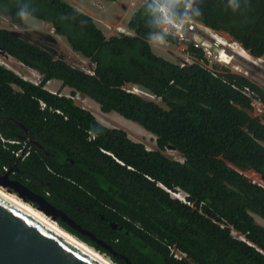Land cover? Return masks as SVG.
<instances>
[{
  "label": "trees",
  "instance_id": "obj_1",
  "mask_svg": "<svg viewBox=\"0 0 264 264\" xmlns=\"http://www.w3.org/2000/svg\"><path fill=\"white\" fill-rule=\"evenodd\" d=\"M163 2L183 13L191 2L190 18L264 57V0H146L128 20L131 33L108 37L64 0H0L12 23L24 14L45 21L93 63L89 73L0 27V48L41 74L32 82L0 64V171L109 244L114 253L58 220L116 264H264V226L253 216L264 219V186L227 162L264 175V123L243 92L264 103V89L228 67H209L192 43L193 61L184 65L155 53ZM53 79L70 95L47 89ZM76 92L154 134L157 149L100 122L75 103ZM167 146L183 160L167 156ZM176 188L192 205L168 191Z\"/></svg>",
  "mask_w": 264,
  "mask_h": 264
},
{
  "label": "rangeland",
  "instance_id": "obj_2",
  "mask_svg": "<svg viewBox=\"0 0 264 264\" xmlns=\"http://www.w3.org/2000/svg\"><path fill=\"white\" fill-rule=\"evenodd\" d=\"M64 1L68 2L67 0ZM129 1L130 0L109 1V3L106 4L107 12H104L101 15H99L101 17L98 18L99 21L98 25L104 29L105 31L104 33L107 37L118 33H125L121 31H126L128 33H131L130 30L128 31L122 26H116L117 27L116 28L114 25L115 23L118 22L116 17L119 15L116 14H121L119 19L121 21H124V23H126L124 19H127L129 14V13H125L126 10H128L127 4L129 3ZM139 3H140L139 0L130 1V4L135 6H137ZM131 9L132 8H130V10ZM195 22L197 23V28H198V33H197L198 36L196 35L198 38L199 37L202 38V36L207 38L208 42H210V45L214 48L215 53H218L220 51V53L224 55L234 56L233 59L234 62L238 64V66H240L239 69H236L233 63H224L222 61H216L214 59L210 60L208 58L207 65L209 67L216 68L220 65L228 67L231 71L235 73H239L247 76L253 82L260 85L264 89V57H253L250 55L251 56L250 58H244L243 56L239 55L240 52H242V48L240 44L237 43L236 41H233L231 36L224 35L223 33H221L222 31L221 32L214 31L204 26L202 23H200L197 20H195ZM0 27L25 38L31 43L47 48L54 54L56 58L65 60L69 64L79 67L87 72H93V63L89 60V58L84 57L77 51H74L70 47L66 39L63 36L56 34L52 29L51 25L45 21L31 17L28 14H24L23 22L21 24H14L6 16L0 14ZM121 29H125V30H121ZM222 36L225 37L226 41H228L229 44L231 43L230 47L227 44L224 45L226 42H224L223 38H221ZM151 46L155 53H157L160 56H163L164 58L172 62L181 64V63H190L193 61V58L187 53L186 44H181L178 42L173 43L171 41L164 40L162 37H158L157 35H154L151 41ZM4 61L8 68L19 74L24 79L30 80L32 82H38L41 78V74L38 71L23 65L20 61H18L14 57L5 59ZM54 85L56 86L58 85L57 88L59 89L54 87ZM46 88L50 90L60 91L61 93L67 95L68 94L70 95V92L72 91V89H70L69 87L62 86V83L55 79L47 82ZM125 88H127L128 90H132L145 98L152 99L160 103L159 99H156L153 95L147 93L146 91L140 89L137 86L127 84ZM73 99L77 105L90 110L95 115V117L106 126L124 129L131 139L143 143L148 149H157L156 136L151 132L145 130L136 122L128 120L113 111L103 112L100 109L99 104H97L95 101H93L92 99L81 93H75L73 95ZM259 117L261 121L264 123V113ZM163 152L167 156L173 159L183 160L182 155L178 153L173 147L167 146ZM227 162L230 166L237 168L231 162L229 161ZM237 170L247 175L251 180L255 181L256 183H259L264 186V181L261 179L260 176L257 175L256 172H253L254 171L253 169L237 168ZM31 207L36 209L35 206H31ZM253 216L259 224L264 226V219L257 216L256 214H253ZM53 222H55L58 226H60L62 229L66 231V229L61 225H59L58 222L56 221ZM234 234L236 236H240L236 232H234ZM76 238L78 237L76 236ZM89 246L91 247V245ZM102 254L105 257H107L109 260H111L109 256H107L104 253Z\"/></svg>",
  "mask_w": 264,
  "mask_h": 264
},
{
  "label": "water",
  "instance_id": "obj_3",
  "mask_svg": "<svg viewBox=\"0 0 264 264\" xmlns=\"http://www.w3.org/2000/svg\"><path fill=\"white\" fill-rule=\"evenodd\" d=\"M170 7L178 16H182L181 9H174L171 5ZM241 48L246 51L243 47ZM243 176L249 181L255 182L247 175L243 174ZM260 177L264 181V175H260ZM0 187L16 195L23 202L35 206L37 210L51 220L65 222L71 228L95 240L102 248L114 253L109 244L98 239L91 231L83 228L69 217L65 211L51 204L43 195L32 191L18 180L11 178L8 171H0ZM74 236L76 237V235ZM0 264L105 263L49 227L37 216L28 213L0 194Z\"/></svg>",
  "mask_w": 264,
  "mask_h": 264
},
{
  "label": "built area",
  "instance_id": "obj_4",
  "mask_svg": "<svg viewBox=\"0 0 264 264\" xmlns=\"http://www.w3.org/2000/svg\"><path fill=\"white\" fill-rule=\"evenodd\" d=\"M190 7H191V3L189 2L184 7V11L186 13L184 12L182 16H178L168 3L165 2L158 3L157 4L158 16L156 19V23L159 28V32H157L154 35H157L158 37H162L164 40L166 39L163 37V35H170L176 38L178 43L186 44V45L188 43H192L195 47L200 48L203 51L204 56L206 57L207 60L209 58L210 60L214 59L216 61H222L224 63H228V61L222 60L218 57L220 51L218 53H215L214 48L210 45V42H208L207 38L203 36L202 38L197 37L198 36L197 23L187 14V11L190 10ZM7 55L9 54L0 48V64L6 66L4 60L7 59L6 58ZM184 64L185 63H181L180 65H184ZM243 92L251 98V105H252L251 114L253 116L262 115L264 113V103L260 99H258L256 95L249 90L248 87H245ZM25 148L26 147L24 146L23 149ZM23 149H19L15 154L20 155L21 157L28 155L29 150L23 151ZM4 169L7 170L6 167H4ZM168 191L173 197L178 198L179 200L183 201L188 205H192V203L187 200L188 194L185 191L179 188H176L175 191H171V190Z\"/></svg>",
  "mask_w": 264,
  "mask_h": 264
},
{
  "label": "bare ground",
  "instance_id": "obj_5",
  "mask_svg": "<svg viewBox=\"0 0 264 264\" xmlns=\"http://www.w3.org/2000/svg\"><path fill=\"white\" fill-rule=\"evenodd\" d=\"M223 34L224 35H228V34H225V33H223ZM221 38H223L224 42H226L224 45L227 44L230 47V44L231 43L229 44V42L226 41L225 37L222 36ZM239 55L243 56L244 58H250L251 57L250 54L247 53V51H244L243 49H242V52H240ZM11 57L12 56H10V55H7L6 56L7 59L8 58H11ZM218 57L220 59H222V60L228 61V63H233L234 66H235V68L236 69H239L240 66H238V64H236L234 62V60H233L234 59V56H232V55H224V54L220 53ZM0 194L2 196L6 197L9 201H12L13 203H15L16 205H18L19 207L23 208L28 213L37 216L39 219H41L49 227H51L55 231L59 232L63 236L67 237L72 242H74L76 245H78L79 247L83 248L85 251H87L88 253L92 254L96 258L100 259L105 264H115L114 262H112L111 260H109L107 257H105L103 254L99 253L98 251L94 250L92 247H90L89 245H87L86 243H84V241H81L80 239L76 238L74 235H72L69 232H67L64 229H62L55 222L51 221L48 217H46L42 212H40L39 210L34 209L29 204L24 203L17 196H15L12 193L8 192L6 189L0 187Z\"/></svg>",
  "mask_w": 264,
  "mask_h": 264
},
{
  "label": "crops",
  "instance_id": "obj_6",
  "mask_svg": "<svg viewBox=\"0 0 264 264\" xmlns=\"http://www.w3.org/2000/svg\"><path fill=\"white\" fill-rule=\"evenodd\" d=\"M68 1V3L69 4H71L73 7H75L76 9H78V10H80V11H82V12H84V13H86V14H88L89 16H91L92 18H93V20H94V22L96 23V25L103 31V32H105L104 31V29L101 27V26H99L98 25V23H99V21H98V18L99 17H101V16H99V15H101L102 13H104V12H107V6H106V4L107 3H109V0H67ZM115 1V0H114ZM131 1V0H130ZM130 1H129V3L127 4V9L128 10H126V12L125 13H129L128 14V17H127V19H124L125 21H126V23H124V21H121L120 19H119V17H120V15L121 14H116V15H119V16H117L116 18H117V20H118V22L117 23H115L114 25H115V27L116 26H122V27H124L125 29H127L128 31H129V29H128V27H127V23H128V20H129V18H130V16H131V14L134 12V10L135 9H137L143 2H144V0H139V4L137 5V6H135V5H132V4H130ZM135 6V7H134ZM130 8H132L131 10H130ZM123 10H124V8H123ZM96 18H95V17ZM124 17V16H123ZM125 18V17H124ZM117 28V27H116ZM125 29H121V30H125ZM121 32H125V33H128V32H126V31H121ZM105 34V33H104ZM153 38V37H152ZM152 41V40H151ZM51 81V80H50ZM59 81V80H58ZM61 82V81H60ZM54 87H58V85L56 86V85H54ZM57 89H59V88H57ZM71 89V88H70ZM50 90V89H49ZM50 91H52V92H56L55 90H50ZM76 93H79V92H76ZM67 95V94H66ZM69 95V94H68ZM94 101V100H93ZM98 104V103H97ZM180 161H182V160H180ZM5 170V169H4ZM6 171H8V170H5V172Z\"/></svg>",
  "mask_w": 264,
  "mask_h": 264
},
{
  "label": "clouds",
  "instance_id": "obj_7",
  "mask_svg": "<svg viewBox=\"0 0 264 264\" xmlns=\"http://www.w3.org/2000/svg\"><path fill=\"white\" fill-rule=\"evenodd\" d=\"M145 1H146V0H144V2H145ZM188 3H189V2H188ZM188 3H187V4H188ZM190 3H191V2H190ZM191 6H192V5H191ZM190 8H191V7H190ZM182 15H183V11H182Z\"/></svg>",
  "mask_w": 264,
  "mask_h": 264
}]
</instances>
